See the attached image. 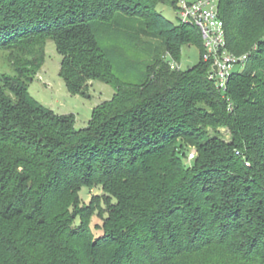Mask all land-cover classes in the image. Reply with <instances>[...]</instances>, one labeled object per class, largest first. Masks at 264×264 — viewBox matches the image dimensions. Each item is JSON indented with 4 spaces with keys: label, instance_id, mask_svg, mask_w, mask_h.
I'll return each instance as SVG.
<instances>
[{
    "label": "trees",
    "instance_id": "obj_1",
    "mask_svg": "<svg viewBox=\"0 0 264 264\" xmlns=\"http://www.w3.org/2000/svg\"><path fill=\"white\" fill-rule=\"evenodd\" d=\"M165 1L0 0V264H264V0L219 2L249 54L224 91ZM48 41L71 95L114 90L84 128L29 93ZM184 45L200 61L171 69Z\"/></svg>",
    "mask_w": 264,
    "mask_h": 264
},
{
    "label": "rangeland",
    "instance_id": "obj_2",
    "mask_svg": "<svg viewBox=\"0 0 264 264\" xmlns=\"http://www.w3.org/2000/svg\"><path fill=\"white\" fill-rule=\"evenodd\" d=\"M156 10L174 25H179L178 15L171 5L170 0H166L163 4H158ZM60 59L54 44L48 41L45 46L44 64L36 74L34 80L30 83L29 93L39 104L51 110L56 115L72 114L75 120V128L81 129L90 121L93 109L104 101L109 100L114 90L110 85L102 82H89L83 97L80 95H71L67 91L65 83L58 75ZM179 61L181 69H186L187 67L197 64L200 61L199 47L195 45L182 46ZM0 70L7 72V69L3 67L1 59ZM236 71H238V69H236L235 72ZM219 131L224 137L226 136V139L228 138V133L225 129H220ZM193 150L194 149H191L189 153ZM100 194L101 192L98 188H82L79 193L80 199L85 205L90 202V198L93 195ZM98 203V198H95L92 206L97 207ZM78 220L79 219H76V222H78ZM99 223V218L95 214L90 217L89 227L96 236L101 234V230L96 228V225Z\"/></svg>",
    "mask_w": 264,
    "mask_h": 264
},
{
    "label": "built area",
    "instance_id": "obj_3",
    "mask_svg": "<svg viewBox=\"0 0 264 264\" xmlns=\"http://www.w3.org/2000/svg\"><path fill=\"white\" fill-rule=\"evenodd\" d=\"M220 0H177L180 24L195 26L202 38V60L208 64L207 78L215 87L224 91L236 69L244 67L248 53L236 55L228 50L224 23L219 17ZM171 69L180 70V63L169 61ZM195 151L188 154L193 159Z\"/></svg>",
    "mask_w": 264,
    "mask_h": 264
}]
</instances>
